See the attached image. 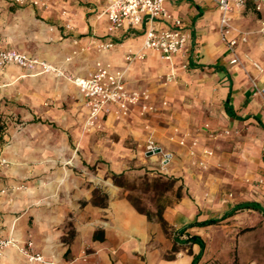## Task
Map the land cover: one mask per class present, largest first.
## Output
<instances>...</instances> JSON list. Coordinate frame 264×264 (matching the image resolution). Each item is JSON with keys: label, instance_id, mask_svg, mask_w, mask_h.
Returning a JSON list of instances; mask_svg holds the SVG:
<instances>
[{"label": "crops", "instance_id": "obj_1", "mask_svg": "<svg viewBox=\"0 0 264 264\" xmlns=\"http://www.w3.org/2000/svg\"><path fill=\"white\" fill-rule=\"evenodd\" d=\"M244 1L243 7L232 5L229 13L232 35L246 39L236 47L242 65H231L219 34L217 0H165L170 17L156 20V25L172 26L179 19L188 39L171 61L147 51L143 59L131 63L126 55L141 46L144 26L109 33L107 19L100 15L106 0H50L46 7L0 0V5H11L5 12L31 40L28 45L37 47L38 57L61 67L64 74L85 77L97 63L109 65L111 71H124L130 90H143L140 66H148L151 74L157 67L177 76V85L168 86L176 90L168 99L181 101L184 127L199 139L196 155L205 146L206 133L227 129L233 135L223 140L233 148L224 155L226 169L206 178L183 168L178 179L182 195L161 210L164 227L155 207L148 218L118 190L104 189V199L94 201L95 183L84 174L94 163L74 157L84 148L79 141L81 125L89 114L78 87L65 77L31 75L10 64L0 74V85L6 84L4 92L14 103L9 111L15 115L5 132L6 142L0 144V158L7 161L0 166V189L5 188L0 192V237L29 239L45 261L60 263L76 259V264H85V258L99 264H264V184H254L256 179L264 182V117L250 82L252 77L264 86V0ZM50 36L55 41H49ZM106 41L113 46L95 49V43ZM28 45L4 49L36 56ZM249 59L257 61L262 72ZM109 108L99 117L116 119L113 106ZM137 112L134 106L120 119ZM38 114L48 120L41 121ZM205 122L209 127L203 129ZM234 134L239 135L236 141ZM191 140L179 136L178 149L197 166L201 159L188 153ZM234 143L242 145L241 155ZM68 150L71 157L62 156ZM78 165L83 174L75 172ZM196 183L205 186L197 190ZM19 185L25 187L12 189ZM0 264L48 263L28 262L8 248L0 255Z\"/></svg>", "mask_w": 264, "mask_h": 264}, {"label": "rangeland", "instance_id": "obj_2", "mask_svg": "<svg viewBox=\"0 0 264 264\" xmlns=\"http://www.w3.org/2000/svg\"><path fill=\"white\" fill-rule=\"evenodd\" d=\"M10 2L18 6H25L27 4H21L16 0H9ZM8 7H11V5H0V49L18 48L22 50L24 45H28L31 40L23 37L20 26L14 25V17L9 12H5ZM32 28L35 29L36 27ZM50 28L52 27H48V32L51 31ZM49 41H55L53 36L49 37ZM36 48V46L30 47L29 53L35 54V57H38L39 54ZM95 49L99 50L97 47ZM135 60L137 59L128 61V63ZM140 68L144 72L140 81L141 86L143 90L149 92L150 98L152 97L153 110L143 115L137 112V114L127 117V119H120L121 117H119L106 121V117L100 118L97 116L94 118L93 123H90L88 114L82 122V134L79 139V141L84 142V148L78 150V154L74 155V157L86 159L90 163H94L88 171H84V174H88L89 179L95 183V202H101L104 199V189H115L120 191L135 208L147 212L151 207H155L157 212L160 213L166 204L172 200H178L182 195L183 186L179 184L178 179L184 173V167L187 169L190 167L192 174L206 176V178L215 174L216 171L226 169L225 160L227 158L224 155L231 153L233 148L230 150L223 140L231 138L233 135L227 129L206 133L207 139L204 144L205 146L202 148L211 150L212 155L210 158L216 156L217 160L212 162L210 158H203L198 153L195 156H197L198 161L204 159L206 162L205 166H200L199 162L197 166L193 165V162H189L186 154L183 151H179L178 141L179 136L183 135L186 138L195 139L198 143V136L184 127L187 120L183 117L180 110L183 109L181 101L173 98L168 99L170 93L176 91L169 89L168 86L171 83L177 85L178 77H173L167 71L160 70L157 67H154L153 74L150 73L148 66L144 65L140 66ZM5 71L6 67L0 71V74L5 73ZM6 89L5 83L0 85V93H2L0 96V121L4 125L3 132L0 133V144L6 142L4 138L5 132L12 126L15 116L9 111V107H12L14 103L6 96L4 92ZM38 119L41 121L48 120L39 114ZM202 127L205 129L209 127V124L205 122ZM179 130L184 132L180 133ZM234 135H237L234 138L236 141L239 135ZM149 137L155 140L162 147L163 151L172 153L173 156L170 164L166 167L162 168L160 165V154L154 155L146 152V139ZM255 139L259 143L260 136L258 134L255 135ZM233 145L238 147L237 152L240 155L244 152L241 148L242 145L237 143ZM69 152V150L68 152H62V156L66 158L71 157ZM100 160L104 163H99ZM187 163L188 167H186ZM74 170L79 174H83L80 165L75 166ZM174 175L177 178H173ZM254 184L255 186H261L264 182L256 179L254 180ZM203 186L205 184L196 183L197 190L203 188ZM168 191H172L173 193L170 196H166ZM152 216H154V212Z\"/></svg>", "mask_w": 264, "mask_h": 264}, {"label": "built area", "instance_id": "obj_3", "mask_svg": "<svg viewBox=\"0 0 264 264\" xmlns=\"http://www.w3.org/2000/svg\"><path fill=\"white\" fill-rule=\"evenodd\" d=\"M19 3H31L46 7L50 0H16ZM106 5L100 15H104L107 19V30L109 33L118 30L124 26L136 27L144 26L143 42L139 49L134 53L126 55L127 62L134 59H143L147 51H154L166 61H171L184 46L188 39V33L180 28L181 21L175 19L172 26L158 27L156 20L169 18L170 15L164 8L165 0H106ZM244 0H217L218 9L220 11L219 18V34L222 42L225 44L229 54V63L231 65H242L236 47L239 41L244 42V35H232L233 27L230 25L229 13L232 5L235 7H243ZM259 10V6L255 7ZM64 15L65 12L63 11ZM68 27V24H66ZM52 30V28H50ZM98 49L111 48V41L95 43ZM67 57L66 60H69ZM251 66L258 72H262L261 65L252 59H249ZM10 64L17 65L23 69L31 71V75H41L45 73H53L62 76L71 81L86 97V105L89 107V121L93 123L94 118L99 116L102 111H108L109 106H113V114L116 118L123 117L128 114L134 106L138 107V113L143 115L153 110L150 101V94L147 90H130L125 85L124 71H111L109 65H101L97 63L96 70L85 76H73L64 74L61 67L48 63L38 57L17 52L11 49H0V71ZM170 77V76H169ZM250 82L254 87V94L261 100V108L264 117V86L258 85L255 80L250 77ZM197 141H190L188 153L192 156L196 155L195 148ZM146 152L148 154H160V165L166 167L172 159V153L163 151L155 140L149 137L146 140ZM199 153L203 158H210L212 151L207 148H201ZM7 161L0 158V166L5 165ZM205 160L199 161L200 166H205ZM16 189L23 188V185L14 187ZM0 192H5V188H1ZM14 249L21 254L28 262H42L48 264H76V259H72L66 263L55 261H45L42 254L33 250L31 240L22 241L14 236L0 237V255L6 249ZM85 264H99L98 262H88L82 258Z\"/></svg>", "mask_w": 264, "mask_h": 264}, {"label": "trees", "instance_id": "obj_4", "mask_svg": "<svg viewBox=\"0 0 264 264\" xmlns=\"http://www.w3.org/2000/svg\"><path fill=\"white\" fill-rule=\"evenodd\" d=\"M3 129H4L3 122L0 121V133L3 132ZM102 204H103V203H102ZM136 209H137V208H136ZM137 210L140 211V212H144V211H141V210H139V209H137ZM144 213H145V215H146L148 218H151V217H152V214H151L150 211H147V212H144ZM156 214H157L158 220L160 221V223L162 224V226L165 227V221L162 219L161 212H160V213L157 212ZM210 222H212V221H207L206 223H210ZM206 223H205V224H206Z\"/></svg>", "mask_w": 264, "mask_h": 264}]
</instances>
